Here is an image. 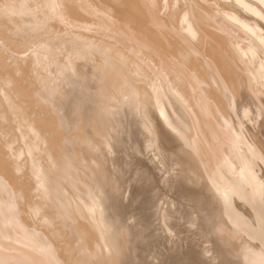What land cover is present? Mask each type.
<instances>
[{"label": "bare ground", "instance_id": "6f19581e", "mask_svg": "<svg viewBox=\"0 0 264 264\" xmlns=\"http://www.w3.org/2000/svg\"><path fill=\"white\" fill-rule=\"evenodd\" d=\"M211 1L194 0L203 7ZM214 3L242 23L251 14L264 24L262 2L261 11L246 0ZM183 4L0 0V264L149 262L141 247L149 231L140 227L156 194L142 189L155 175L138 156L158 171L148 156L156 148L179 165L180 181L205 188L189 193L180 181L156 177L182 192L172 205L189 207L192 225L209 229L211 246L179 249L176 257L185 264H264V147L248 137L245 120L264 115L257 100L264 61L249 67L262 45L240 41L248 68L236 70L225 58L237 59L226 40L195 23V15L212 20L211 12L195 6L187 14ZM29 33L38 46L24 45ZM134 101L141 102V122ZM129 170L145 184L125 204L119 179Z\"/></svg>", "mask_w": 264, "mask_h": 264}, {"label": "rangeland", "instance_id": "374dc122", "mask_svg": "<svg viewBox=\"0 0 264 264\" xmlns=\"http://www.w3.org/2000/svg\"><path fill=\"white\" fill-rule=\"evenodd\" d=\"M180 2H184V4L182 5V7H185L186 8V12H188V11L194 12V7L195 6H197L199 9L204 8L205 10L207 9V10H209L211 12V15L214 17L212 20L211 19H209V20H205V19L204 20H201L200 18H198L195 15L194 16L195 17V23L197 25H199V26H202L204 29H207V28L205 27V25H203V23H206V24L210 25V27L208 28V30L211 29V30L217 31V33H219L220 37H222V38H224L226 40V42L228 43V45L232 48V52L234 53V55L237 56V59L235 60L234 57H232L231 54H230V57H229V55L227 53L225 54V58H228V61H230V63L233 66V68H235L238 71H240V69L242 68V66H245V67L247 66L245 64L243 58H242V54H243L242 51L238 49V46H240L239 45L240 41L241 42L243 40H245V42L248 41V42H246V44H248V46H250V49H251V47L253 48L256 45H258L257 42L259 41L260 45H262V48H263V49L262 48L260 49V52H261L260 57L257 58V59H254V61H252V60L249 61V63H250V66L249 67L252 70H257L258 69V64L260 62L264 61V47H263L264 46V42H263L264 41L263 40L264 39V37H263L264 35H261V34H264V28H263L264 27V24H261V21L258 22L259 20L256 19L254 17V15L249 14V16L247 17L248 20L245 19L244 20L245 23H242L241 21L235 19L232 16V14L230 12V8L229 9L219 8V5H216L214 3V0L211 1V4L212 5L215 4V5L214 6L210 5L211 7H205L204 4H203L204 7L202 5L201 6H199L198 4L196 5V3L194 2V0H192V1L191 0H180ZM246 2L251 5L250 6L249 4H247L249 7H255V8H260L261 2L264 4V0H261V1L260 0H252V1L251 0H246ZM216 7H217V9H216ZM258 10L261 11V8L258 9ZM187 14H190V13L188 12ZM238 14H240V13H238ZM254 25H255V28H253ZM241 27L245 28L247 30V32H249V33H246V30L245 29H242ZM249 34H251L252 36L249 35ZM260 35H261V37H260ZM27 36H28V38H27ZM29 36H31V38H29ZM32 36H33L32 34L26 35V38H27L28 41L25 39V44L24 45H26V43H27L26 46H30V47H33L35 45L38 46V41H40V40H38V37H35V36L32 37ZM253 36H254V39H252ZM212 38H211V36L209 37V39H211V40H212ZM233 38L236 39L237 42ZM29 40H32L33 42L34 41L35 42L33 43L32 41H29ZM253 40H257V41H255L256 43ZM31 50H32L31 48H28L27 50H25V52L23 54L24 55H28L31 52ZM11 60H13V59L12 58H9L8 59V61H11ZM77 62H80V64H82V63L85 62V64H82V66L85 65L86 68L87 67H89V68L91 67V62L90 61L88 62L87 59L78 58V61ZM203 68L206 69V70H208V68H206L205 66ZM246 68H248V66ZM92 86H94V85H92ZM248 86L249 85L246 82L245 83V87H247L249 89ZM263 91H264V87H263ZM257 100L259 101V103L261 105V108H264V94H262V98H258ZM140 103L139 102H136L135 103V101L133 103V106L135 107V110H136L135 112H136V114H137V116L139 118L138 119L139 122L142 121V118L145 119V117H143L144 116V113L143 112H142L143 113L142 114V117L139 116V113H140V107H139L140 106ZM2 112L4 113V111H2ZM245 120H246V123L249 124L248 125L249 126V132H248V134L249 135L247 134L248 137L251 138L252 140H254L253 137H255L263 145V147H264V115L257 114L256 116L253 117V119L245 118ZM148 123H150V125H151V123H152L151 122V119H149V122ZM144 130L147 132L146 133V134H148L147 136L153 142V139H154V136H153V133H152L153 132V129H152V132H151L149 130V127H146L145 126ZM235 143H237V142H235ZM18 144L19 143H16L15 145H18ZM171 148L172 149H175L173 147H170V149ZM156 153H158V154L156 155ZM237 155H238V153H237ZM113 156H115V155H113ZM148 156H152L154 158L155 163L158 164V166H159L158 171L154 168L153 163H151L150 161H148L147 158H145L144 161H143V158H144L143 156H140L139 155L138 158L142 159V161H141L142 165H146V166H148L150 168V171L155 175V178L153 180H151V181H145V182H147V184L143 183L144 181H142V180L141 181H134L132 178H131L132 180L129 178L132 175V172L129 170L128 173H130V174H127L126 173L121 179H119L120 182H121V184L123 183V186H124L123 191H124V195L126 196V198L124 197V203L125 204H128L131 201V200H128V199H131V196H130L131 195V192L133 191V189L135 191L138 187H139V189H141L140 186L142 187V184H145V187H143V189H142V191L144 190L143 191V195H145L147 197V196H149L152 193L153 194H156V196L154 197V200L156 201L155 202L156 204L154 205L155 208L153 210V214H152V216H150L151 218H149V219L147 218L146 219L148 221H146V220L144 221L145 222V225H142L140 227V230L143 231V232H148L149 231L147 233V234H149V240H148L147 245L141 246L142 248L143 247L147 248V250L145 251L146 252L145 254L148 255V253H149V256H148V259H147V261H149V262H146V264H163V263L164 264H175L176 262H177L176 264H180V263L181 264L182 263L185 264L182 260H179L176 257L179 249L180 250L182 249L183 251H188V250H191L193 248H198L199 246L200 247H209V246H211V242L208 241V237L205 235L206 231L209 230V229H208V227H206V228H202V227L199 228V227H196L195 225H192L191 222H190V220H188V217H187L189 215V213H190L189 207H186V208L182 207L184 209L181 208V210L180 209L178 210L176 204H173L172 205V201H174L175 203H177L178 199L179 200L182 199V197H179V193H182V192L179 191V193H178L177 189L170 188V186L168 185L169 183L167 181L164 184L162 181L157 180V178H156V177L159 178V176L165 174L166 177H170L172 180L174 179V181L179 182L180 181V179H178V176L180 174V172H179V165L176 164L175 160L173 161V159L172 160L171 159L170 160L167 159V157H165L163 154L159 153V151L157 150V148L155 150L150 151L148 153ZM162 161H164V162H162ZM111 169L112 170L114 169L112 165H110V170ZM112 170H111V172H112ZM187 174H193V173L187 171ZM152 181H154V182H152ZM138 183H140V184H138ZM179 186H181V189H185L189 193L199 192L200 190L201 191L203 190L202 192H204V189H205L203 183H198L195 180L188 181V182L182 180V181H180L177 184V187H179ZM151 190H154V192L151 191ZM205 193H207L206 190H205ZM183 200L185 202V199H183ZM164 201L166 202L165 203V206L163 204ZM138 207H140L139 206V203H137V205H136V208L137 209H138ZM156 208H157V210L155 211ZM124 212L126 213V215H125L126 221H127V219H128V221H130L129 219H131V218H130V215L128 214V209H127V211L124 209ZM162 214L164 215V217L162 216ZM33 218H34L35 221L38 220V217L37 216H34ZM132 220L133 219H131V221ZM42 222H43V220H42ZM166 223H168V225L171 226V227L168 228V226H167ZM147 225L150 226V227H148ZM162 225H164V226H162ZM172 227H173V229H172ZM189 229H190V232H189ZM165 230H166V233H164ZM206 244H208V245H206Z\"/></svg>", "mask_w": 264, "mask_h": 264}]
</instances>
